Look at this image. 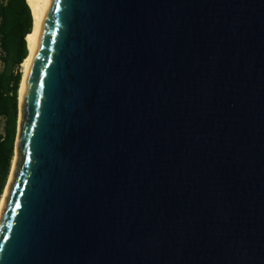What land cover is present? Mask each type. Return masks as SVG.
<instances>
[{"label":"water","instance_id":"water-1","mask_svg":"<svg viewBox=\"0 0 264 264\" xmlns=\"http://www.w3.org/2000/svg\"><path fill=\"white\" fill-rule=\"evenodd\" d=\"M18 113L0 264H264V0H50Z\"/></svg>","mask_w":264,"mask_h":264},{"label":"trees","instance_id":"trees-1","mask_svg":"<svg viewBox=\"0 0 264 264\" xmlns=\"http://www.w3.org/2000/svg\"><path fill=\"white\" fill-rule=\"evenodd\" d=\"M32 29L27 0H0V203L15 156L21 65L29 56L26 38Z\"/></svg>","mask_w":264,"mask_h":264},{"label":"bare ground","instance_id":"bare-ground-1","mask_svg":"<svg viewBox=\"0 0 264 264\" xmlns=\"http://www.w3.org/2000/svg\"><path fill=\"white\" fill-rule=\"evenodd\" d=\"M31 10H32V15H33V29L32 32L27 36L26 40H27V44H28V48H29V56L25 59V61L23 62V64L21 65L22 67V71H23V79L21 82V87H20V92H19V102L21 103V97H22V93L24 90V86H25V82L27 79V75L29 73V69H30V65L32 62V57L34 55L35 49L37 47V44L39 42L41 33H42V29H43V24L47 15V11L49 8V3L50 0H27ZM15 161H16V152H15V156H14V160H13V165H12V170H11V174L5 189V192L2 196L1 199V203H0V213L1 210L4 206V201H5V197L7 194V189H8V185L11 181V177H12V173H13V169H14V165H15Z\"/></svg>","mask_w":264,"mask_h":264},{"label":"rangeland","instance_id":"rangeland-1","mask_svg":"<svg viewBox=\"0 0 264 264\" xmlns=\"http://www.w3.org/2000/svg\"><path fill=\"white\" fill-rule=\"evenodd\" d=\"M22 68V67H21ZM18 118H19V113H18ZM1 130V129H0Z\"/></svg>","mask_w":264,"mask_h":264}]
</instances>
